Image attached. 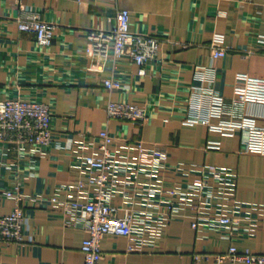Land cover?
I'll return each mask as SVG.
<instances>
[{"label":"crops","instance_id":"crops-1","mask_svg":"<svg viewBox=\"0 0 264 264\" xmlns=\"http://www.w3.org/2000/svg\"><path fill=\"white\" fill-rule=\"evenodd\" d=\"M118 7L130 9L132 30L161 40L145 74L128 55L103 62L85 52L88 30L111 28ZM27 10L56 24L51 45L40 44L34 34L18 27V17ZM213 44L226 46L225 55L214 57ZM238 72L264 76V0H0V98L47 102L54 133L50 145L0 140V188L20 181L27 195L22 202L25 242L0 241V264H83L86 212L65 210L51 196L63 195L61 183L85 177L75 145L85 140L89 150L97 148L98 135L106 127L122 140L165 144L169 162L180 168L166 172L163 180H148L143 174L141 188H154L149 200L141 189L131 200L119 190L113 201L136 211L144 242L140 250L128 251L127 236L106 234L101 241L102 264H192L197 251L211 255L199 264H216L214 254L226 252L231 243L264 252V154L240 151L246 127L223 131L226 125L246 124L249 116L264 125V102L238 98ZM110 76L119 78L122 86L106 87L103 80ZM207 90L227 99L222 115L209 116L222 128L188 120L199 113L208 116L199 99ZM109 100L140 104L148 118L142 122L110 118ZM211 140L219 141L220 147H209ZM116 148L118 157L125 159L126 142ZM130 153L134 158L136 150ZM205 164L234 170L235 196L260 205L237 212L253 211L256 218L250 225L238 224L239 232L230 238L223 234L229 230L192 225L191 204L197 198L190 184L200 177L197 168ZM163 187V193L156 192ZM174 187H179L180 195L173 197L178 211L169 215L172 197L167 190ZM14 204L15 199L4 198L2 211H10Z\"/></svg>","mask_w":264,"mask_h":264},{"label":"built area","instance_id":"built-area-1","mask_svg":"<svg viewBox=\"0 0 264 264\" xmlns=\"http://www.w3.org/2000/svg\"><path fill=\"white\" fill-rule=\"evenodd\" d=\"M218 13L224 14V11L219 10ZM130 17L129 8L118 7L111 28L88 30L85 52L92 59L103 62L109 58L116 60L128 55L139 64V73L145 74L146 64L157 55L161 40L157 36L132 30ZM17 21L18 27L22 31L34 34L40 44L49 46L53 43L56 24L44 20L39 12L27 10L18 17ZM226 50L227 47L224 45H212L214 57L224 56ZM103 81L109 89L122 86L120 79L114 76L106 77ZM235 90L242 101L264 102V76L238 72L235 78ZM199 99L200 105H203V108L207 107L208 116L199 113L188 120L202 121L212 128H222L223 126L219 124H213L209 116L224 113L226 97L207 90L200 93ZM106 109L110 118L133 122H142L148 118L147 109L133 102L109 100ZM246 119V124L226 125L224 127L228 129L223 131L233 133L240 126L246 127L248 134L240 151L264 154V125L258 124L254 116ZM98 136L100 142L95 149L89 150L85 140L78 141L75 145V152L86 173L85 177L61 183L59 190L63 191V195L60 192L51 196V200L60 203L65 210L86 212L88 234L81 244L84 252L83 264H102L101 241L106 234L127 236V250H140L144 239L143 232L136 226V211L130 206L114 203V197L122 188L123 197L131 200L134 197L133 193L141 189L143 197L149 200L154 188L145 186L144 190L141 188L143 174L148 180H152L165 177L166 172L180 168L169 162V152L163 143L155 141L147 146L143 139L122 140L111 133L108 127L103 128ZM0 140L38 145L52 144L53 112L50 104L42 100L22 97L0 98ZM121 141L127 144L125 159L117 155L116 145ZM208 146L218 148L220 142L211 140ZM133 150H136V155L130 158V151ZM197 171L200 177L190 184L193 195L197 198V200L193 199L191 204L194 210L193 227L196 228L203 223L222 232L229 230L228 233L223 234L230 238L237 234L238 224L250 225L251 220L256 218L253 215L255 212L249 211L244 215H239L237 212L242 211L243 208H259L260 205L256 202L240 200L235 196L236 172L215 164H205L197 168ZM156 192L163 193L164 187ZM167 192L172 197L168 214L175 215L178 205L174 204L173 197L179 194V187L170 188ZM26 197L20 181L11 187L0 188V241L24 244L25 214L22 202ZM4 198L15 199L10 211H2ZM229 204L231 207L228 209ZM205 256L211 255L209 252H194L192 264H199ZM214 259L216 264H223L226 260L264 264V252H254L249 248L240 249L235 243H231L226 252L215 253ZM58 264L68 263L60 261Z\"/></svg>","mask_w":264,"mask_h":264}]
</instances>
